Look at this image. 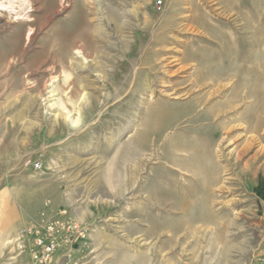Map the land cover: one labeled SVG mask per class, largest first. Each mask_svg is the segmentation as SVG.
Masks as SVG:
<instances>
[{
  "label": "rangeland",
  "instance_id": "1",
  "mask_svg": "<svg viewBox=\"0 0 264 264\" xmlns=\"http://www.w3.org/2000/svg\"><path fill=\"white\" fill-rule=\"evenodd\" d=\"M255 55L264 0H0V264H40L21 232L61 210L81 235L47 264H264V96L233 101Z\"/></svg>",
  "mask_w": 264,
  "mask_h": 264
},
{
  "label": "bare ground",
  "instance_id": "2",
  "mask_svg": "<svg viewBox=\"0 0 264 264\" xmlns=\"http://www.w3.org/2000/svg\"><path fill=\"white\" fill-rule=\"evenodd\" d=\"M158 33L162 34V33H164V31H162V32L159 31ZM257 43H260V42L257 41ZM160 51L161 50H159V49L158 50H154L153 53L159 54ZM253 60L255 62L250 67L245 68L244 64H241L240 66H238V68L241 69V72H237V75H236V78H237L236 81L238 82L239 86H237V88H235V92L233 93V97H234L233 101H237V102L240 101L242 99V97L244 96L243 91L245 93L246 92L250 93L251 96L255 97L256 100H257V101H255V104L257 103L258 105H259L260 96H264V77L261 76L262 73L258 69L259 68L258 65H259V62H260L258 55H255ZM259 85H261L263 87V89H259ZM154 105H155V108H154V110L152 111V114H151L153 119L152 118L148 119V121H147L148 128L146 130H144V131H146V133H144L143 136H145V134L147 135L148 132L152 131V133H154V140L156 141L160 137L162 132H164L167 128H169L172 125L174 114L167 113L166 110H165L164 104H162V103L155 102ZM231 105L232 104L230 102L223 103V104H221L219 106V108L215 112H212L211 115L217 116V117L220 118L223 115V113H226L227 109L231 108ZM257 110L258 109H256V111ZM260 112L264 113V105H262L260 107ZM253 114H255V113L253 112ZM257 115H258V111H257ZM206 119H212V118H211V116H209ZM257 121H259V120H257ZM217 127L219 129L218 130V134H217L216 137L214 136L213 138H211L210 143H214L216 145H219V147H220L221 146L220 143L222 141H224L225 139H227L228 136L230 135V133L228 131L229 128L226 125H224V124L217 125ZM254 128H257V127L254 126ZM148 130H150V131H148ZM258 130H259V128H258ZM206 140H209V139H206ZM245 143H248V142H245ZM249 145H250V143L248 145L247 144L241 145L240 149L236 152V158L237 159H239L248 150ZM257 153L258 152H256L253 157L257 156ZM199 157H200V155H199ZM192 161H194V159ZM192 163H190V164H192ZM247 163L245 164V166H247ZM209 165H208V162L206 163L204 161V163L203 162L200 163V161H199L194 167H191V168L190 167L189 168L186 167V170L188 172H190L191 175H193V176L201 175L203 173L204 174L205 173H210V175H212V176L206 178L205 181L208 184H210V185L212 184L213 185L215 183H218L221 180L222 167L221 166H215L214 168H212V167H209ZM207 169H208L209 172L205 171ZM131 171L132 172L136 171V165H132ZM174 205H176V204H174ZM180 205H182V203H180ZM173 208H174V206H173Z\"/></svg>",
  "mask_w": 264,
  "mask_h": 264
},
{
  "label": "built area",
  "instance_id": "3",
  "mask_svg": "<svg viewBox=\"0 0 264 264\" xmlns=\"http://www.w3.org/2000/svg\"><path fill=\"white\" fill-rule=\"evenodd\" d=\"M35 169L40 168V163L36 161L33 164ZM61 226L81 235L80 226L73 223L71 219L66 217L65 211H59V215L54 221L45 222L41 225H28L22 230V234L31 236V256L35 262L47 264L57 246L55 235L59 232Z\"/></svg>",
  "mask_w": 264,
  "mask_h": 264
}]
</instances>
